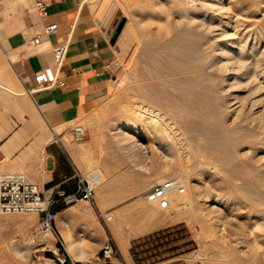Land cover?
<instances>
[{
  "label": "rangeland",
  "instance_id": "rangeland-1",
  "mask_svg": "<svg viewBox=\"0 0 264 264\" xmlns=\"http://www.w3.org/2000/svg\"><path fill=\"white\" fill-rule=\"evenodd\" d=\"M80 1L88 6L92 15L100 22H105L110 17H105L107 13L104 16L100 13L101 9L105 10L107 7L105 4H109L107 12L117 2L108 26L111 38L115 36L119 23L124 20L120 32L112 42L113 76L105 91L100 89L96 93L95 107L88 120L83 121L84 126L96 132L107 131L110 136L121 140L126 148L143 155L148 165H154L156 179L151 187L165 179H177L184 187L183 192L171 195V203L167 208L148 201L160 217L158 222L162 226L135 240L131 251L135 264H264V129L258 126L264 119L252 120L246 105L253 97H261L258 109H262L264 91L250 94L248 78L238 73L252 64L247 63V67L242 70L237 62L234 65L231 59L221 58L233 64V72L240 81L238 86L235 84L228 91L216 85L215 80L214 87L211 88L204 77L202 81L198 79L197 82L190 83L192 96L208 103V106L203 107L198 103L194 108L195 112L191 114L194 129L189 133L183 128L181 120L187 111L178 105H167V100L161 99L158 103L162 106L156 105L154 110H162L161 114L165 112V119H162L171 138L166 132L155 128L153 131H157L160 137L152 139L147 133L151 126L147 122L149 119L138 115L135 108L141 96V101L146 104L136 87L140 83L163 80L165 89L177 94L182 81L166 79L176 76L181 78L185 72L180 69L171 72L169 68L175 66L168 65L167 52L162 51L159 54L162 68L167 67L163 69V74L140 77L137 70L141 68L142 62L138 58V47L145 38L161 41L169 39L174 32L182 29V20L179 13L174 11L173 0ZM208 3H213L214 9L203 12L214 14L215 52L216 45L220 46L225 39L226 22L231 25L228 32H246L249 41L260 39L259 48L264 49V0H208ZM203 12L199 11V17ZM197 22L198 20L189 26V31H195L201 37L202 30L198 28ZM122 34H126L127 43H121ZM223 98H228L235 105L244 103L240 114L223 110ZM119 128L122 131L116 132ZM188 136L192 140L190 143H187ZM206 138H214V143L215 140H226L225 145L216 151L214 158L204 155L198 148V144ZM187 147L189 150L185 149ZM212 163H220L219 167L223 172L220 173L215 165L213 168ZM214 196L217 197V202L211 203ZM178 197L182 199L179 200ZM176 199H184L186 204L177 205ZM208 205L212 206L211 209ZM32 215L33 213H0V264H40L43 241L39 240L41 234L34 233ZM166 223L175 224L165 225ZM114 261L122 264L120 260Z\"/></svg>",
  "mask_w": 264,
  "mask_h": 264
},
{
  "label": "crops",
  "instance_id": "crops-1",
  "mask_svg": "<svg viewBox=\"0 0 264 264\" xmlns=\"http://www.w3.org/2000/svg\"><path fill=\"white\" fill-rule=\"evenodd\" d=\"M43 1L45 18L33 0H0V173L21 170L45 197L53 198L58 191H75L79 177L97 173L93 203L52 204L56 218L43 240L42 259L59 248L75 261L92 260L111 243L117 251L111 261L135 264L132 242L162 226L145 198L156 179L155 166L107 131L83 124L95 107L96 93L105 91L113 76L108 29L113 13L100 22L80 0ZM52 22L58 30L44 34V26ZM36 35L40 41L32 44ZM66 40L57 69L53 48ZM43 68L56 71L61 84L31 90L35 72ZM75 123L86 130L81 141L71 138ZM52 131L59 143L51 141ZM103 211L112 218L101 221L98 213ZM38 218L31 216L35 229ZM170 224L175 223L165 225Z\"/></svg>",
  "mask_w": 264,
  "mask_h": 264
},
{
  "label": "bare ground",
  "instance_id": "bare-ground-1",
  "mask_svg": "<svg viewBox=\"0 0 264 264\" xmlns=\"http://www.w3.org/2000/svg\"><path fill=\"white\" fill-rule=\"evenodd\" d=\"M189 1L190 0H173V2H174L173 8H175L174 11L179 13L181 20H182V29H179L176 32H174V34H172V36L169 39H165V40H161V41H158L156 39L145 38L142 41H140L141 45L138 47L139 48V55L138 54L137 55H138V58L142 62L141 68L140 69L138 68L139 70H137V73L140 77H145V78L147 77L148 78L149 76H156V75H159L160 73L163 74L162 73L163 69L167 68V67L163 66L164 68H162L163 64L159 58V54L162 51L167 52L166 58L168 61V65H170L171 67L175 66V68L174 67H172V68L168 67L170 70H172L171 72H173V70L176 71V69H180V71L185 72V73H183L184 75L181 78H179V76L177 78V76H176V77H169V79H166V81H171V80L173 81L176 79L182 81L181 89L177 91V94H176V92L175 93L168 92L164 87L163 80H157V81H152V82H148V83H140L136 87V89L140 93H142V95L144 97V101H146V104H144V102L141 101L143 99L141 96V100H139V103L135 106V108L137 109L138 115H140L141 117H147L149 119V121H147V122L148 123L150 122L151 126H150V124H148L150 126V128L147 129V133H148V135H150V137L152 139H155V140L159 139L160 135L157 134L158 133L157 131H156L157 133L154 132L153 129L158 128L160 131L166 132L167 135H169V132H170V131L167 132L168 127L165 128V126H167V125H164L165 122L162 119L164 116H166L165 112H162L163 114H161L160 111H162V110H160V108H159L160 111L154 110V107L156 109V105L159 106L161 104V103L160 104L158 103L161 99L164 98L165 100H167V102H168L167 105H178L183 110L187 111L181 120H182L183 128L189 133L194 129L193 128V120L191 118V114L193 115V112H195L194 108L197 107L198 103L200 106H203V107L208 106V103H206V102L204 103V101L195 99L192 96L191 89H190V83L197 82L198 79H201V81H202L203 80L202 77H204V79L207 80V82H209V85L211 86V88L214 87V82L216 81L215 82L216 85H219L223 90L228 91L231 89V88L229 89V87H232L235 84H237V86H238V84H240V81H239V79H237L235 72H233L232 65L235 62H237V64L242 67V70L245 69V67H247L246 66L247 63L252 64L250 67L246 68L244 71L238 72L240 74V76H244V77L248 78V82L250 84V91H249V89H248V91L250 92V94L255 93L259 90L264 91V49L259 48L260 39H256V40L253 39L252 41H249V38H246V32L244 33L243 31L238 32L237 30H235V31L230 33V32H228L229 31L228 28L231 26L230 22L229 23L226 22V23H224V25H225L224 26L225 27V30H224L225 31V34H224L225 37L224 38L225 39L222 37L224 39V41L222 42V44L220 46L216 45L217 51L215 52L214 51V24H213L214 23V14L211 12L209 14L203 12V11H206L208 9L209 10L214 9V4H213L214 2L211 4V3H208V0H196V1L191 0V1H194V2L190 1L191 3ZM105 5L107 7L104 8L105 10L101 9L100 13L102 16H104L107 13V15L105 16L107 18L110 15H112L111 13L114 11L115 7L117 6V2L112 4V6H110V8L107 12H106V10H107L109 4L108 5L105 4ZM103 7H104V5H103ZM199 11L203 12L202 14L200 13L201 14L200 17L198 15ZM217 13L218 12H216V14ZM101 15L99 14V16H101ZM197 20H198V22H197L198 28L199 29L201 28L202 34H203V36H201V37L199 35H197L195 33V31H189V26ZM161 23H164V21L163 22L161 21ZM165 23H167V22H165ZM197 29H195V30H197ZM247 32H248V30H247ZM259 32H261V31H259ZM248 34H250V33H248ZM125 35L126 34H122V40H120L121 43H123V44L127 43V37ZM215 35H216V33H215ZM134 36H135V34H134ZM148 36L149 35H147V37ZM216 37H218V36H216ZM137 44H139V42ZM135 46H137V45H135ZM221 58L222 59L223 58L224 59L225 58L231 59L233 64H231V63L229 64L230 61L227 63V62L221 60ZM177 60L180 62L178 63ZM220 61H223V62L220 63ZM166 71H168V70H166ZM223 92H225V91H223ZM227 94H228V92H227ZM229 95H227V96L231 97L232 93ZM254 96H255V94H254ZM245 97H246V95H245ZM259 98H261V97H258V98L253 97V99L250 101V103L246 102L247 103L246 105L248 106V112L250 115L249 117L252 120L260 119L262 121V119H264V105H263L264 103L262 104L263 105L262 109H258V107L261 104ZM229 101L230 100L228 98L224 99V104L221 105L223 110L230 111V112L236 113V114H238V113L240 114V112L243 110L244 103L243 104L239 103L238 105H235L234 103H230ZM161 106L162 105H160V107ZM127 107L129 108V106H127ZM164 119H165V117H164ZM203 120H204V118H203ZM147 122L145 121V123H147ZM258 126H262L264 129V121L262 122V124L261 123L258 124ZM184 129H183V131H184ZM202 130H203V128H202ZM202 130H200V131H202ZM117 131L118 132L122 131V128L117 129ZM204 131H203V133H204ZM200 134L203 135L202 132H200ZM169 137H170V135H169ZM172 138H174V137H172ZM186 139H187V143H190L192 141L191 137H189V136ZM263 141H264V138H263ZM224 142H222L219 139L218 141L215 140V143H214V138L213 139H207L206 138V139L202 140L201 143L198 144V148L204 153V155L214 158L216 151H218L221 148V146H223ZM229 143H230V141H229ZM263 147H264V143H263ZM185 149L189 150L188 147ZM191 151H193V150H191ZM177 153H178V151H177ZM209 160H211V159H209ZM214 165H215V167H217V169L220 171V173L223 172V169H221V167H219V166H221L220 163H218V164L212 163L213 168H214ZM263 182H264V180H263ZM179 198L180 197H178V199ZM181 199H179V200H181ZM185 199H186V197H185ZM183 200L182 201L177 200L178 202L176 204L177 205H183L184 203L186 204V202ZM210 201H211V203L217 202V197L214 196ZM170 203H171V198H170ZM208 206L211 209L212 206H210V205H208ZM207 210H208V208H207ZM262 221H263V219H262ZM48 234H50V233H48V231L41 233L39 240H41V241L45 240L47 238Z\"/></svg>",
  "mask_w": 264,
  "mask_h": 264
},
{
  "label": "built area",
  "instance_id": "built-area-1",
  "mask_svg": "<svg viewBox=\"0 0 264 264\" xmlns=\"http://www.w3.org/2000/svg\"><path fill=\"white\" fill-rule=\"evenodd\" d=\"M32 5L38 11L42 18H45L46 3L43 0H33ZM58 25L55 22L44 26L43 32L48 35L55 33ZM39 36L31 39L32 44H38ZM67 51V40L56 44L53 48L54 60L57 69L63 63ZM35 85L31 90L43 89L54 85H60L57 72L50 68H43L34 74ZM86 134L84 126L75 123L71 127V138L74 141H81ZM51 141H60L59 137L52 131ZM98 184V174L91 173L88 177H79L78 186L75 191L64 192L58 191L57 197H45L39 190L38 186L27 180L26 175L21 170L4 171L0 173V213L5 214H22L35 213L39 215L35 234H41L53 228V222L56 218V212L51 209L52 204L56 200H61L68 204L80 200L90 203L94 201V190ZM184 187L177 179H165L154 184L145 194V198L149 202L156 203L161 208H167L170 204L171 195L175 192H183ZM101 221H108L112 218V214L103 211L98 213ZM59 246L62 247L61 241L58 239ZM116 249L111 243H107L101 249L100 253L95 255L92 260L75 261L60 252L59 248L52 251L51 257H45L40 264H117L111 261L116 258Z\"/></svg>",
  "mask_w": 264,
  "mask_h": 264
},
{
  "label": "water",
  "instance_id": "water-1",
  "mask_svg": "<svg viewBox=\"0 0 264 264\" xmlns=\"http://www.w3.org/2000/svg\"><path fill=\"white\" fill-rule=\"evenodd\" d=\"M123 23H124V20H122V21L119 23V25H118V27H117V29H116L115 36L112 38V42L115 40L117 34L120 32V30H121V28H122V26H123Z\"/></svg>",
  "mask_w": 264,
  "mask_h": 264
},
{
  "label": "trees",
  "instance_id": "trees-1",
  "mask_svg": "<svg viewBox=\"0 0 264 264\" xmlns=\"http://www.w3.org/2000/svg\"><path fill=\"white\" fill-rule=\"evenodd\" d=\"M134 243H135V240L132 242L131 251H132V249L134 247Z\"/></svg>",
  "mask_w": 264,
  "mask_h": 264
}]
</instances>
